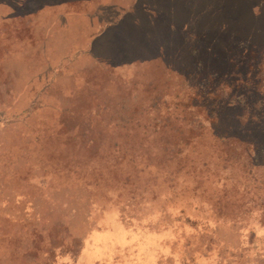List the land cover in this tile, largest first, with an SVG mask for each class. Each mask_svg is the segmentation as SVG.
Here are the masks:
<instances>
[{"label":"rangeland","instance_id":"rangeland-1","mask_svg":"<svg viewBox=\"0 0 264 264\" xmlns=\"http://www.w3.org/2000/svg\"><path fill=\"white\" fill-rule=\"evenodd\" d=\"M262 47L264 0H0V264H264Z\"/></svg>","mask_w":264,"mask_h":264},{"label":"trees","instance_id":"trees-1","mask_svg":"<svg viewBox=\"0 0 264 264\" xmlns=\"http://www.w3.org/2000/svg\"><path fill=\"white\" fill-rule=\"evenodd\" d=\"M260 53V57L255 60L251 59V65H254L252 68V77L249 81L246 80V87L242 91L246 93L252 92L256 94L254 100L251 104L236 105L233 108V118H238L240 124L244 122L247 125L246 130L240 129L232 135L220 134L218 137L221 140L226 142L233 141L238 144H243L245 151L241 152L240 158H242L248 164L250 161L254 162L255 159L260 158V166L264 168V47L258 49L256 55ZM219 93V91H214V93ZM242 93L234 96V93L231 94L228 100L234 99V101H241ZM241 103V102H240ZM238 103V104H240ZM209 121H216L217 118L214 116V113L211 112L209 115L205 116ZM233 124V121L230 123ZM259 143V144H258ZM264 176V174H263Z\"/></svg>","mask_w":264,"mask_h":264}]
</instances>
